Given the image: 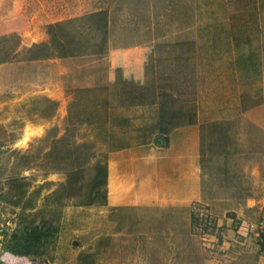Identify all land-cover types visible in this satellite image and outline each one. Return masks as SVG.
<instances>
[{
  "label": "crops",
  "instance_id": "crops-1",
  "mask_svg": "<svg viewBox=\"0 0 264 264\" xmlns=\"http://www.w3.org/2000/svg\"><path fill=\"white\" fill-rule=\"evenodd\" d=\"M201 3L207 1L84 0L71 13L66 0L59 3L65 13L57 15L55 0H0V128L22 141L26 133L68 138L66 165L48 164L44 177L29 178L36 243H43L40 232L55 233L56 205L67 213L68 188L76 183L88 188L76 203L93 212L95 245L108 240L102 255L115 248L120 215L153 213L190 232L192 207L200 203L229 238L259 234L264 94L261 88L250 97L243 87L258 53L216 49L214 21L200 18ZM87 31L93 32L90 50L81 42ZM215 56L224 58V75L217 85L205 82L202 92V62ZM215 86L225 95L215 96ZM71 137L84 138L73 157ZM219 144L224 158L252 170L250 181L216 180L211 161ZM60 186L65 192L57 200Z\"/></svg>",
  "mask_w": 264,
  "mask_h": 264
},
{
  "label": "rangeland",
  "instance_id": "rangeland-1",
  "mask_svg": "<svg viewBox=\"0 0 264 264\" xmlns=\"http://www.w3.org/2000/svg\"><path fill=\"white\" fill-rule=\"evenodd\" d=\"M63 1L66 0H55V14L63 12L59 4ZM69 1L70 11L73 13L76 10L74 7L84 0ZM86 1L88 4L94 2ZM200 1L208 3L200 4V18L214 21L216 49L246 48L258 53L256 69L246 74L250 81L246 82V77L241 73L236 75H239L240 83L245 81L243 87L250 97L261 88L264 94V0ZM90 16L93 14L86 15L88 18ZM92 28L93 26L88 25V29ZM72 39L74 42L76 38ZM81 42L86 44V49H93V32L87 31ZM223 59L215 56L202 60L204 67L198 75L202 84L200 91H206L205 82L217 85L224 75ZM207 64L215 67V73L207 72ZM255 77L256 80L252 82ZM225 91L216 86L212 90L218 97L225 95ZM252 129L253 127H248V130ZM6 133L8 132L3 127L0 128V264H30L36 260L42 264H204L205 260L213 261L214 264H258L260 255L263 257L261 264H264V223L260 224L258 235L251 233L244 240L243 235L237 233L232 239L224 230L225 225H219L218 220L201 203L192 207L190 232L184 223H178L176 219H170L171 222L169 218L157 221L153 213L148 217L135 214L126 218L120 215L117 236L113 239L115 248L109 255H102L100 247L106 245L104 240L107 243L108 240L105 237L104 240H99V249L95 245L93 212L86 211V206L76 203L88 195V188L84 187L86 184L78 185V179L74 178L72 183L75 181L76 185L71 184L68 188L73 199L66 206L67 213H63L61 206L55 203V233L46 236V233L40 232L43 243H36L38 234L32 233L30 215L31 200L35 203L36 198L31 196L33 184L29 178L44 177L49 171L48 164L53 167L66 165L68 138L63 140L58 137H43L22 141L20 137L8 136ZM10 133L15 134V131ZM70 139L73 157L84 147V141H80L84 138ZM48 145H52V148L47 153ZM218 147L222 149L223 145L219 144L216 151H219ZM216 151L214 160L211 161L214 173L217 174L216 180L226 178L230 182L250 181L252 170L238 168L242 161L229 159V155L224 158L222 152L219 151L218 154ZM63 154L66 156L65 160ZM251 187V184L248 185V188ZM63 192L65 191L60 186L55 199L61 200ZM86 213L90 216L85 221ZM228 242L232 244L229 245Z\"/></svg>",
  "mask_w": 264,
  "mask_h": 264
},
{
  "label": "built area",
  "instance_id": "built-area-1",
  "mask_svg": "<svg viewBox=\"0 0 264 264\" xmlns=\"http://www.w3.org/2000/svg\"><path fill=\"white\" fill-rule=\"evenodd\" d=\"M30 264H42V262H41V261H38V260H36V261L30 262Z\"/></svg>",
  "mask_w": 264,
  "mask_h": 264
},
{
  "label": "bare ground",
  "instance_id": "bare-ground-1",
  "mask_svg": "<svg viewBox=\"0 0 264 264\" xmlns=\"http://www.w3.org/2000/svg\"><path fill=\"white\" fill-rule=\"evenodd\" d=\"M27 132V131H26ZM29 136L27 135V133H26V135L24 136V138H23V141H25V140H28L27 138H28Z\"/></svg>",
  "mask_w": 264,
  "mask_h": 264
}]
</instances>
